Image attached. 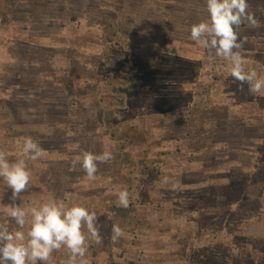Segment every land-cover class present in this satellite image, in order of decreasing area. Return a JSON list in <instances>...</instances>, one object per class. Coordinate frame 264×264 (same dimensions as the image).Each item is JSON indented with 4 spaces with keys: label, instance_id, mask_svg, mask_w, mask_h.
<instances>
[{
    "label": "rangeland",
    "instance_id": "obj_1",
    "mask_svg": "<svg viewBox=\"0 0 264 264\" xmlns=\"http://www.w3.org/2000/svg\"><path fill=\"white\" fill-rule=\"evenodd\" d=\"M248 4L260 26L240 28L243 54L264 75V0ZM208 18L206 0H0V151L23 158L27 136L45 151L27 161L31 186L15 204L95 210L102 242L90 241L87 264H264V96L192 41ZM85 151L113 153L94 180L71 166ZM165 168L191 174H175L189 175V210L161 187ZM11 195L0 178V223L14 231ZM113 224L125 232L117 241ZM68 257L62 247L51 264Z\"/></svg>",
    "mask_w": 264,
    "mask_h": 264
},
{
    "label": "clouds",
    "instance_id": "obj_2",
    "mask_svg": "<svg viewBox=\"0 0 264 264\" xmlns=\"http://www.w3.org/2000/svg\"><path fill=\"white\" fill-rule=\"evenodd\" d=\"M206 4L209 18L191 26L192 41L210 53L214 50L216 57L226 61L230 76L239 82L241 90L247 84L251 95L264 96V75L248 67L243 54L247 40L242 39L239 33L245 24L252 28L260 26L248 11V0H206ZM20 156L23 158L10 162L8 154L0 151V178L12 190L13 201L4 211L18 226V230L12 231L7 223H0V264H37L38 261L51 264L52 253L62 247L69 252L65 264H87L85 257L90 241L95 244L102 242L96 211L82 204L69 206L64 200L55 198L27 209L15 204L20 194L31 186L32 173L27 161L43 158L45 151L38 141L27 136ZM112 159L111 151L100 154L85 151L71 161V166L75 169L79 165L87 179L94 180L98 165ZM117 196L118 206L128 207L127 189L120 190ZM26 225L27 232L23 231ZM124 235V230L113 224L112 240L117 241Z\"/></svg>",
    "mask_w": 264,
    "mask_h": 264
},
{
    "label": "crops",
    "instance_id": "obj_3",
    "mask_svg": "<svg viewBox=\"0 0 264 264\" xmlns=\"http://www.w3.org/2000/svg\"><path fill=\"white\" fill-rule=\"evenodd\" d=\"M202 165H204V164H202ZM166 170V173H170L172 176L171 177H168L167 175H165V177H166V180H165V183H164V185L163 186H161L165 191H169V190H171L170 192H176V191H180V192H182V198H184L183 196L186 194H183V192H187L189 189H191L192 188V186H190V181H186V177H188L189 175H191V174H189V172L188 171H179V170H177V171H174L173 169H171V168H165ZM179 171V172H178ZM188 172V174H187V176H184L183 178L181 177V178H178V177H176L175 176V174H185V173H187ZM193 174V173H192ZM197 180H198V178H197ZM157 183V182H156ZM158 184V183H157ZM159 185V186H158ZM158 185H149L148 187H150L149 188V190H153V191H157V190H161V188H160V183L158 184ZM264 193V192H263ZM230 196L231 195H229L228 196V201L226 200V203L224 204V209L226 210V214H227V217L228 216H230L229 215V213H230V211H231V208H229L230 206ZM247 196V199H246V201L250 198V196H249V194L248 195H246ZM201 200H203L204 198H200ZM182 206H180L181 207V210H183V209H186V210H189V207H187V206H185V204H183V203H186V200H185V198H184V200L182 199ZM198 203V202H197ZM203 204H204V200H203ZM202 204V205H203ZM194 205V204H193ZM192 205V206H193ZM218 207H221L220 205H217ZM174 207V210H175V207H177L174 203H171L170 202V204H169V208H173ZM212 207H213V209H214V214H216V213H218V214H220L221 213V208H216L215 207V205H212ZM191 209H193V208H191ZM195 210V209H194ZM173 212H175V211H173ZM173 212H169V213H173ZM213 214V215H214ZM220 217H221V214H220ZM167 222V221H166Z\"/></svg>",
    "mask_w": 264,
    "mask_h": 264
},
{
    "label": "trees",
    "instance_id": "obj_4",
    "mask_svg": "<svg viewBox=\"0 0 264 264\" xmlns=\"http://www.w3.org/2000/svg\"><path fill=\"white\" fill-rule=\"evenodd\" d=\"M135 134H137V132ZM17 157H20V156L17 155ZM247 191H248V193H247ZM241 193H245V196H243V198L240 197L241 198L240 200L247 199V196L246 195L249 194V188H247L246 185H244V191L241 190ZM202 204H203V200H199L198 203H197V205H193L192 208L195 209V210H198V209L201 208ZM114 207H115L114 209H116V214L117 215H121V214H123V213H125L127 211V209L125 207H121V206L118 207V205L117 206L114 205Z\"/></svg>",
    "mask_w": 264,
    "mask_h": 264
}]
</instances>
